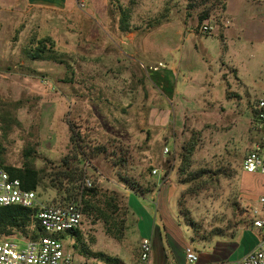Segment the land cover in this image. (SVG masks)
I'll return each instance as SVG.
<instances>
[{
	"label": "rangeland",
	"instance_id": "374dc122",
	"mask_svg": "<svg viewBox=\"0 0 264 264\" xmlns=\"http://www.w3.org/2000/svg\"><path fill=\"white\" fill-rule=\"evenodd\" d=\"M83 1L45 15L23 9L13 31L0 29V159L40 172L44 204L76 199L83 176L118 196L119 238L88 215L78 237L61 235L73 264H140L146 223L120 176L150 190L142 197L167 186L166 200L149 208L165 243L167 227L198 255L230 257V243L252 227L244 186L261 187L241 180V165L264 99V0ZM204 24L211 34L200 32ZM45 39L44 57L30 59ZM68 123L94 154L90 163L74 159Z\"/></svg>",
	"mask_w": 264,
	"mask_h": 264
},
{
	"label": "built area",
	"instance_id": "2783aa9c",
	"mask_svg": "<svg viewBox=\"0 0 264 264\" xmlns=\"http://www.w3.org/2000/svg\"><path fill=\"white\" fill-rule=\"evenodd\" d=\"M83 8L85 2L77 0ZM214 28L210 24L200 27V32L209 35ZM254 142L244 157L242 168L248 174L264 175V99H259L252 119ZM168 153V149H165ZM153 175L158 170H153ZM92 181L85 177L83 188H91ZM22 206L37 209L39 226L45 235L36 240L4 237L0 240V264H73V255L67 251L58 236L80 229L84 215L80 200H73L65 205H48L40 201L38 192L22 187L19 179H13L0 167V207ZM253 228L259 231V240L254 249L244 254L239 260H219L204 264H264V196L251 208ZM153 242L150 237H142L139 244L140 264H156L152 261ZM185 264H202L200 256L191 247L185 248Z\"/></svg>",
	"mask_w": 264,
	"mask_h": 264
},
{
	"label": "trees",
	"instance_id": "16d2710c",
	"mask_svg": "<svg viewBox=\"0 0 264 264\" xmlns=\"http://www.w3.org/2000/svg\"><path fill=\"white\" fill-rule=\"evenodd\" d=\"M213 2L225 3L223 0H211ZM201 17L200 20H202ZM208 15L203 19H207ZM48 40L38 41L39 47L31 49L27 55L32 60H39L44 57V53L49 49L46 44ZM70 130V144L71 151L73 153L74 159L78 163H90L92 156L94 154H88L85 150V141L81 137L80 133L75 131L71 123H68ZM193 146L190 147L188 154H192ZM101 149L98 148V152ZM66 159L64 161L66 162ZM244 160V159H243ZM64 162V163H65ZM243 163V161H242ZM0 167L7 171L11 178L19 179L21 181L22 187L27 190L38 191L41 182V174L38 170L27 165L26 167H16L12 165H7L5 161L0 159ZM242 167V165H241ZM243 171V168H242ZM244 172V171H243ZM200 177V174L193 176L192 180H196ZM64 179H70V175L65 173L63 175ZM85 176H83L84 180ZM120 181L124 184L126 191L133 193L136 196H144L150 190L142 189L134 185L128 178L121 177ZM83 188L80 187L78 191V197L70 198L69 202L73 200H80L82 212L84 218L86 215L101 221L107 233L115 238H119L121 234V228H119L118 222L115 220V209L117 204L118 196L115 192H100L98 189L93 188ZM68 202V203H69ZM67 204V203H66ZM14 233H19L21 239L36 240L45 235L43 229L39 226L37 219V209H28L22 206H7L0 207V236H9ZM71 236H79V230L70 233ZM59 239L62 236H58Z\"/></svg>",
	"mask_w": 264,
	"mask_h": 264
},
{
	"label": "crops",
	"instance_id": "0c3cea01",
	"mask_svg": "<svg viewBox=\"0 0 264 264\" xmlns=\"http://www.w3.org/2000/svg\"><path fill=\"white\" fill-rule=\"evenodd\" d=\"M70 0H0V29L7 27V31H13L14 30V21L13 16L14 14L20 15L26 14L30 16L31 9H35L39 11V14H46V12L54 11L57 12L62 11L67 8ZM23 5L20 9L16 12L17 6ZM23 9H26L23 10ZM229 9V8H228ZM227 9V11H228ZM25 11V12H23ZM226 11V13H227ZM29 12V13H28ZM42 12V13H41ZM10 16V17H9ZM9 17V18H8ZM6 18V19H5ZM37 19V18H36ZM39 19V18H38ZM29 21V17L26 18L24 21ZM22 24V23H21ZM28 24V23H27ZM219 31H223V28H218ZM217 30V31H218ZM136 36V35H135ZM125 42V41H123ZM10 46L13 48V45L6 44V47ZM161 65V63H159ZM156 68V67H154ZM153 68V69H154ZM160 78H166V75L159 76ZM245 175L251 176L253 178V181H256V184H258L261 187L260 190L257 192V188H251L244 186V191L246 194L249 195V201H251L252 207L255 206L258 202V199L261 196H264V175L263 174H248L246 172L241 173V180L242 177ZM163 188L160 189L157 192V194H153L150 197H140L136 196L131 192H127L128 194V200L130 207L139 215L142 216L143 222L146 223V226L143 227L140 231V238L142 237H150L153 242V254H152V261L156 264H185V248L190 246L185 243H181L178 241L175 236H172L170 234L169 228L165 227V236L167 239V243L164 242L163 235L160 232V229L157 228L155 225H152V217H153V210L149 209L150 206H153L151 203L153 202H162L165 201L164 192L166 191L165 185L162 186ZM257 187V186H256ZM243 190V186H242ZM253 202V203H252ZM143 206H147L146 208ZM154 204V203H153ZM163 208L160 209L156 206V212L157 214H161L162 216H165L162 212ZM142 222V220H139V224ZM152 223V224H151ZM174 225V224H173ZM252 226V225H251ZM245 234V235H244ZM244 236L242 239L239 240V242H231V245H235L236 249L234 253L230 254V257L224 258V259H218V256L213 254V252H205L200 256V262L202 264L209 263V262H216L219 260H233L235 261V257L239 256L242 257L247 252L254 249L258 243L259 240V231L255 228L250 227L248 230H244ZM141 240V239H140ZM192 247V246H191ZM180 250V251H179ZM71 253V252H70Z\"/></svg>",
	"mask_w": 264,
	"mask_h": 264
}]
</instances>
